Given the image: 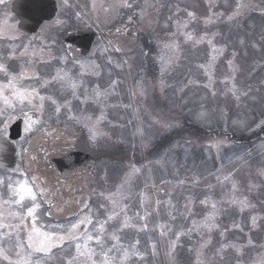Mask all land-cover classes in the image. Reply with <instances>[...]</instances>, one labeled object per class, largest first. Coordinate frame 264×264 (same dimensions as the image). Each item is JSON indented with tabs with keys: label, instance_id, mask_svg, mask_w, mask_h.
Listing matches in <instances>:
<instances>
[{
	"label": "snow or ice",
	"instance_id": "6c2138e0",
	"mask_svg": "<svg viewBox=\"0 0 264 264\" xmlns=\"http://www.w3.org/2000/svg\"><path fill=\"white\" fill-rule=\"evenodd\" d=\"M6 4L0 0V6ZM261 5L205 0L207 11L201 15L167 0H30L27 23L5 13L0 18V264H131L158 255L153 232L167 264H264V241L261 251L245 261L257 247L253 231L264 229V213H257L253 199L264 195V166L256 169L261 183L250 174L240 179L253 151L264 158V139L253 148L230 142L228 108L206 105L209 97H230L236 109L233 131L264 132V94L238 83L240 53L235 46L229 52L231 36L220 31L222 25L237 29L235 43L247 56V32H240L253 27L245 23L252 13L264 17ZM165 10L169 14L161 21ZM82 29L95 30L94 45L78 46ZM259 40L264 43V29ZM261 43L253 41L251 47L260 50ZM205 46L207 59L196 64L204 81L189 75L179 85L169 83L168 77L193 58L186 50L195 53ZM137 48L138 67L133 63ZM225 54L230 74L219 81L225 88L218 92L215 71ZM149 59L156 68L151 78ZM257 68L264 71V56L253 62L251 70ZM192 88L206 90L195 110L188 107L197 103L188 99ZM169 90V102L179 103L168 114L149 107L150 96L168 99ZM116 109L131 119L114 123L109 114ZM184 109L189 123L209 127L218 111L223 126L221 137L201 146L199 165L193 140L167 147L158 141L184 127L176 114ZM21 124L22 134L14 136V126ZM133 124L131 147L141 156L158 155L120 166L115 183L109 184L103 168L99 185L93 180L74 188L70 177L84 179L85 169L76 167L79 153L125 143L106 129ZM225 148L233 154L224 156ZM142 233L149 241L143 251ZM182 252L190 254L185 261Z\"/></svg>",
	"mask_w": 264,
	"mask_h": 264
},
{
	"label": "rangeland",
	"instance_id": "374dc122",
	"mask_svg": "<svg viewBox=\"0 0 264 264\" xmlns=\"http://www.w3.org/2000/svg\"><path fill=\"white\" fill-rule=\"evenodd\" d=\"M167 2L169 3H177L180 2L181 3V7H188L189 10H194L196 11L198 14H204L207 9L205 6V0H167ZM254 2L258 5H261V0H254ZM264 6V5H261ZM168 11L165 10L160 19L161 21H163V19L168 15ZM250 22L253 27L252 28H246L244 30H242L240 32L241 35H244L245 32H247L246 35V39L248 41V46H247V56L244 55V51L243 49L240 48V46L238 44L235 43L236 39H237V29L232 28L231 30L226 27V26H221L220 27V31L223 33V35L225 37H228L229 35L231 36V40L229 41L230 43V47H229V52L232 50V46H235V49L237 52L240 53V55L237 57L236 63L239 66V73L237 75V81L241 86H245V85H251L253 87V89H260V93L264 94V71L260 70L259 68H257L254 72L251 70L252 69V64L254 61H260L261 57L264 56V43H261L259 40V37L261 35V30L264 29V17H261L259 15L258 12H254L251 14L250 16V20L246 21V25L247 23ZM158 34L159 35H163V32H159L158 30ZM255 41L257 43H261V49L260 50H256L253 49L251 47V43ZM134 47V45H133ZM187 54L190 56H193V58L191 60H189L187 63L183 64L175 73H173L170 77H168V82L169 83H175L177 85H179V83L187 76L191 75L193 78L200 80L201 82L204 81V77L203 74L196 68V64L198 63H202L207 59V48L202 47L200 50L196 51L195 53H193V51L191 49H187ZM156 54V50L154 49L153 51V55ZM117 58L119 59V55L117 54ZM230 58L227 54H225V57L222 58L219 62L218 65L216 67V71H215V77L217 80V83L215 85L216 89L218 92H222L225 88V85L219 83L220 80H222L225 76L229 75V69L228 66L226 64V60ZM151 60V59H150ZM134 65H136L137 67L140 64V59H139V49H136V59L133 61ZM150 63L152 64V66H147V69H151L155 71L156 74V68L153 64L152 61H150ZM190 70V71H189ZM149 78H151V76L148 73ZM154 77V75L152 76ZM130 83V82H129ZM206 92L205 89L203 88H192L190 90V92L188 93V99L189 101H197V103L193 104V103H189L188 107L192 108L193 110H195L196 108L199 107V97L204 95ZM164 96L167 97L168 99H163L160 98L159 95L157 94L156 97H149V107L153 108V109H157V110H163L164 114H168L169 109H172L174 107V104L179 103L178 100H174L173 103H170L169 101H173V97L171 94V91H166L164 93ZM115 102V101H114ZM124 103H128V99L125 97ZM206 105L208 108L210 109H219L220 107H227L228 111H229V128H228V134H227V138L228 140L231 141H235L238 144H243L242 140L244 139V136H242L244 133L248 134L253 141V143L251 145V148H253L254 144H258L260 142L261 139H264V133H260L259 135L254 134V132L259 130H256L254 132H245V131H233V128L231 126V119L234 118L235 116V112L236 109L234 107V103L232 101V99L229 97L227 99L223 98L222 96H217V98L215 100H213L211 97H209V99L206 102ZM251 107H256L258 109V105L257 106H253V105H249V108ZM187 109H184L183 113H176L177 115H181V118L184 122V127L182 129H177V130H173L172 132H170V136H171V143L175 140H181L183 141L184 139H190L193 140L197 147L195 149V151L198 153V158L196 160V164L199 165L200 163V159H203V150L202 147L203 145H205L207 142L212 141L215 138L221 137L223 135V126L222 123L219 121V114L218 111L216 114L213 115V122L211 124V126H207V125H201L198 123H192L193 125L205 129V130H211L212 133L205 131V134L202 136H199V138L195 135H189L188 133L186 134L185 131V126L187 125V123L185 122V117L189 120V117L187 115ZM241 111L243 112L244 115H250V113H248L247 111L241 109ZM119 117H125V120H120ZM109 119L113 120L114 123H125L127 119H131V114L130 113H126L124 110L122 109H116L113 112H110L109 114ZM134 128V124L128 126L127 128L124 129H120V128H111L110 126L107 127L106 130H109L111 132L114 133L113 135V140H117L119 138H122L125 140V143H115V144H108L107 147L112 146L111 149H116L117 145H119L120 148V152L121 154H123V156L126 154H131V153H137V149H132L131 145L127 142L130 139V134L132 132ZM188 132V129H187ZM233 135V137L231 138V136ZM257 136H259L258 138H256ZM246 141V140H245ZM244 145V144H243ZM162 147H165L162 144ZM225 148L223 150L224 156H228V155H232L233 154V150L231 149H227ZM244 149H239L238 151H243ZM210 152L214 153V149H209ZM118 153V151H117ZM147 155V151L144 152L143 154V160L141 163H143V161L147 160L146 158ZM158 155L157 152H153L152 157H149L150 160L154 159L156 156ZM188 166L191 167L192 165V160H189L188 162ZM226 163V161H225ZM213 164V161H208L207 163V167L211 168ZM264 166V158H262L257 152L253 151L252 157L249 158V166L242 168L241 169V173H240V179L242 180H247L249 174L251 175V178L253 179L254 182L256 183H261L262 181L260 180V178L256 175V169ZM180 172L183 175L184 174V168L181 167L180 168ZM102 174V173H101ZM100 174V175H101ZM214 182V181H213ZM254 202L257 203V213H264V203H262V201H264V195H256L253 197ZM247 213H245V218H247ZM163 220H167V217L164 216L162 217ZM151 227V225H150ZM245 231L247 232L248 229L246 228ZM153 237V240L157 242V251H158V255L153 257L151 255H149L147 257V259L145 261H142L140 259H134L131 264H167L166 261V257L164 255L165 252V248L163 246L162 243L159 242L158 238L156 237V233H150ZM252 237L253 240L256 242L257 247L254 249H251L247 252V255L245 256V261L251 259L252 257H254L256 255L257 252L261 251V249L258 247V245L264 241V229H261L260 231H253L252 233ZM233 236L230 234L229 235V239H232ZM140 239H141V250H144V246H146L149 241L147 240V237L145 236V234H140ZM190 254L187 252H182L180 259L181 261H185L189 258Z\"/></svg>",
	"mask_w": 264,
	"mask_h": 264
},
{
	"label": "flooded vegetation",
	"instance_id": "af4514ba",
	"mask_svg": "<svg viewBox=\"0 0 264 264\" xmlns=\"http://www.w3.org/2000/svg\"><path fill=\"white\" fill-rule=\"evenodd\" d=\"M14 2L15 0H7L6 6H0V18H2L5 13H10L12 17H14V20L19 21L16 14H14L12 11V6ZM85 2L86 0H80V3H85ZM86 31L89 30L82 29V32H86ZM95 43H96V39H95ZM18 131H20L22 134V124L19 127L14 126L13 135L15 136L16 132ZM111 147L112 146L103 147L97 152H89V154L92 155L94 159H90L89 161L87 160L79 161L80 163L79 165H77V168L85 169L84 179H81L79 175L72 176L69 178V183L72 184L74 188L80 187L81 185L85 183H89L93 180L97 185H99L100 184L99 177L101 174V169L107 168L108 176H109V184H112L115 183L117 180V177L121 170L120 166L131 162L140 164L142 156L139 148L137 149V153H131L127 155L125 154L123 156V154H121L120 152L119 145H117L116 149H111ZM48 175L49 177H51L52 174L48 173ZM65 194L67 196L66 189H65ZM65 214L67 215L68 213L66 212ZM49 222H55V221L45 220V223H49ZM61 222H65L63 217H61Z\"/></svg>",
	"mask_w": 264,
	"mask_h": 264
},
{
	"label": "water",
	"instance_id": "95a60500",
	"mask_svg": "<svg viewBox=\"0 0 264 264\" xmlns=\"http://www.w3.org/2000/svg\"><path fill=\"white\" fill-rule=\"evenodd\" d=\"M30 0H18L14 5V12L19 16L20 21H24L27 23L26 13L29 11ZM23 30L29 31L28 28H24ZM38 28L36 29V31ZM31 33V32H29ZM95 35L94 31H89L86 33H82L80 37H78V46L80 45H89V43L93 44ZM87 152H80L78 157H76L79 161L82 159Z\"/></svg>",
	"mask_w": 264,
	"mask_h": 264
},
{
	"label": "trees",
	"instance_id": "16d2710c",
	"mask_svg": "<svg viewBox=\"0 0 264 264\" xmlns=\"http://www.w3.org/2000/svg\"><path fill=\"white\" fill-rule=\"evenodd\" d=\"M147 71H149V73L151 75H155V74H153L155 72L154 70H147ZM185 122L187 123V125L185 126L186 129L184 131L186 134L188 133L189 135H195V136L199 137V136L204 135L205 134V131L209 132L208 130L199 128V127L193 125L192 123H189L188 122V119L186 117H185ZM187 129H188V132H187ZM260 133H264V132H261V131L254 132V134H256V135H259ZM242 136H244V139L246 140L245 141V140L241 139L242 142H243V144H244V146H245V148H251V145L252 144H250V143H253L254 140H252L250 137H248L249 135L246 134V133H244ZM232 137H233V135L231 136V138ZM258 137L259 136H257L256 138H258Z\"/></svg>",
	"mask_w": 264,
	"mask_h": 264
}]
</instances>
